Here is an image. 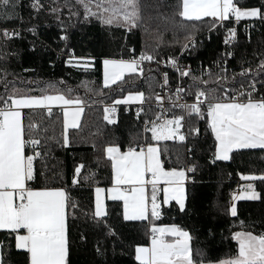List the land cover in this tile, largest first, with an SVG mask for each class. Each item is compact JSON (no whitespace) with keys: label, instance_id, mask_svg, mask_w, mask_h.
<instances>
[{"label":"snow or ice","instance_id":"snow-or-ice-1","mask_svg":"<svg viewBox=\"0 0 264 264\" xmlns=\"http://www.w3.org/2000/svg\"><path fill=\"white\" fill-rule=\"evenodd\" d=\"M76 2L83 8L86 19L95 17L101 24L115 23L128 30L142 24L139 0H95L94 5L93 0ZM0 6L4 9L0 11V19L22 21L23 17L15 11L19 7V0H0ZM30 7L34 12H39L44 4L41 0H31ZM48 11L57 14L56 19L59 20V7H49ZM70 15L77 13L71 12ZM176 15L183 18L175 22L177 30L187 31L189 25L185 21H188L192 22V29L197 27L196 22L208 23L211 32L218 27H225L226 22L233 23V18L235 23L243 18L259 17L264 20V4L261 7L242 8L235 0H177L173 19ZM206 17L210 19L205 21ZM27 30L35 34V27ZM226 32L228 35L225 36L224 43L230 45L236 37L237 29L235 26L227 27ZM18 37L20 31L15 28L0 29V45H7L9 40ZM60 39L66 40L67 36L62 35ZM185 40L181 44V53L195 46L191 32ZM223 55L231 58L233 53L227 51ZM145 61L161 63L152 53L142 50L137 56L133 49H129V59H103L104 86L123 79L126 73L142 75V64ZM166 63L179 73L180 80L190 77L192 81L186 87L177 84L173 94L175 99L172 96L168 98L172 107L181 109V114L163 118L161 113H156L160 118L159 123L155 120L145 122L144 130L151 133L150 139L144 138L142 143L130 141L125 151L116 144L104 147L103 158L110 165V186L94 188V206L90 205L87 210L80 207L66 187L49 186L46 177L43 186H34L38 175H45L43 171L38 173L35 164L47 156L50 142L67 147L74 139L70 130L80 129L83 101L64 94L54 82H48L40 88V94H30L34 89L17 88L14 81L7 79L10 73L0 69V83L4 89L0 92V230H3L7 239V243L5 239H0V264H70V216L74 220L82 219L86 227L103 229L106 235H115L111 225L107 223L105 198L122 202L123 221L148 223L150 244L136 245L134 249V258L138 264H264V234L234 232L232 239L238 244L236 254L213 262L206 260L202 251L193 248V236L189 230L175 223H155L163 215V207L172 202L180 212L186 211V182L192 178L187 173H194L196 166L191 163L181 167L165 166L162 156L167 148L160 147L161 141L184 142L187 139L181 132L186 123L185 116L206 118L207 128L214 138L213 163L216 160H230V154L234 151L264 150V93L258 97L254 95L257 93V84L264 82L252 77L246 86L241 85L240 91L232 90L230 93L224 88L227 75L216 74L215 80L212 79L211 72L202 73L201 76L193 75L190 67L179 65L176 57H169ZM72 66L81 65L77 63ZM91 66L87 62L83 64L85 68ZM217 66L219 67V62ZM257 68L260 73H264V58L257 64ZM226 71V68L221 69V73ZM251 71V68L241 67L240 75L247 76ZM203 75L209 76V79H202ZM168 84V73L165 72L163 86ZM67 91L71 92V89ZM221 92L222 94H218ZM181 93L193 97L192 102L179 103L183 99ZM129 99L143 101L144 94H129L123 101L116 103L127 102ZM164 99L155 94V100L161 107ZM53 106H60L62 111L58 135L55 128L51 129L52 134L49 135L50 125L44 120L37 122L33 118L37 111L46 112V118H50ZM115 111L114 107L105 108L104 119L109 124L114 122L110 113ZM149 123L150 128L147 127ZM190 132L198 134L199 129L190 126ZM188 151L191 152V149ZM83 169V163L74 166L73 186L82 181L95 183V173L91 170L82 172ZM241 175L244 179H259L264 182V174L258 177ZM247 190L249 199L260 198L252 183L247 185ZM238 198L234 194L232 200ZM227 211L236 216V204L231 203ZM80 239L85 240L83 232L80 233ZM95 251L97 255H105L99 241ZM13 252L17 257L14 261L11 259Z\"/></svg>","mask_w":264,"mask_h":264},{"label":"trees","instance_id":"trees-1","mask_svg":"<svg viewBox=\"0 0 264 264\" xmlns=\"http://www.w3.org/2000/svg\"><path fill=\"white\" fill-rule=\"evenodd\" d=\"M176 2L177 0H139L142 24L131 30L115 23L101 24L95 17L86 19L83 8L76 0H41L44 8L39 12L31 9V0H19V7L15 11L23 17L22 21L0 19V29L15 28L20 31V37L9 40L7 45H0V69L10 73L7 79L14 81L19 89H34L30 93L33 95L40 94V88L48 82H54L64 94L80 98L85 105L80 129L70 130L74 139L69 146L64 147L52 141L47 149V156L36 162L38 173L43 171L45 175H38L34 186H43L46 177L49 186L66 187L80 207L87 210L90 205L94 206V188L110 186V165L103 158L104 147L116 144L125 151L130 141L142 143L144 138L150 139L143 123L156 117L157 111L153 103L161 85L159 65L155 61H145L142 64V75H126L116 84L104 87L102 61L105 58L129 59V49H133L137 56L142 50L152 53L159 61L178 57L181 54V44L186 42L185 37L191 32L197 43L191 50L183 53V58L203 66L215 60L223 63L226 60V73H221L222 68L211 73L213 80L216 74L227 75L224 88L230 93L240 84H247L252 77L264 82V73H260L257 68V64L264 58V20H241L238 23L240 36L234 46V55L224 58L223 35L227 27L233 26L234 19L233 23L226 22L225 27H218L211 32L208 23L196 22L197 27L192 29V22L188 21H185L189 25L187 31L177 30L175 22L183 18L176 15L173 19ZM235 2L242 8L261 7L264 4V0ZM49 7L60 8L59 20L56 19L57 14L48 11ZM3 10L0 6V11ZM71 12L77 15H70ZM209 19L204 18L205 21ZM248 26L249 31L246 30ZM33 27L35 34L27 30ZM62 35H66L67 39L61 40ZM71 56L93 58V67L79 68L66 63ZM241 67L251 68L253 71L247 76H241ZM178 77L179 74L171 76L172 89L177 84L186 87L192 83L190 77L183 80ZM204 79H209V76ZM3 90V84L0 83V92ZM137 92L144 94L143 112L136 116L120 106L118 121L108 124L104 119V106ZM261 93H264V83H258L255 95L258 97ZM174 114L181 112H174L171 116ZM46 117V112L37 111L33 118L37 122L44 120L50 125L49 135L52 134V128H55L58 135L62 111L54 108L52 116ZM57 117L61 119L58 120ZM190 126L198 128L199 133H191ZM181 131L187 137L184 142L162 141L160 147L167 148L162 156L165 166L181 167L188 163L196 166L194 173H188L192 178L186 185V211L180 212L175 203L164 206L163 215L155 223H175L189 230L193 236V248L202 251L206 260L215 262L231 258L238 249L237 241L232 239L234 232L264 234V182L261 180L255 179L252 182L259 193V199L239 200L236 204V216L227 211L232 193L244 183L241 174L257 177L264 174V150L234 151L229 161L216 160L213 163L214 138L207 128L206 118L186 116V123ZM189 148L191 152L188 151ZM79 163L85 165L82 172L91 170L95 173L94 184L82 181L76 186L72 185L73 169ZM107 212V223L111 225L115 235H106L103 229L86 227L82 219L74 220L69 217L70 264H138L134 258V249L136 245L149 244L148 223L123 221L121 202L109 201ZM81 232L85 234L83 241L80 239ZM0 239H5L7 243L3 230L0 231ZM97 241L105 251L103 256L97 255L95 251ZM16 258L13 252L11 259L14 261Z\"/></svg>","mask_w":264,"mask_h":264},{"label":"built area","instance_id":"built-area-1","mask_svg":"<svg viewBox=\"0 0 264 264\" xmlns=\"http://www.w3.org/2000/svg\"><path fill=\"white\" fill-rule=\"evenodd\" d=\"M233 26H235L236 29H237L236 37L232 41V43L230 45H226L224 43V39H225V36L228 35V33L226 32V29H225V32H224V35H223V39H222V45H223V48H224V52L223 53H225L227 51H231L233 53L234 52V46H235V44L237 43V41L239 39L240 33H239V30H238V23L234 22ZM233 26H229V27H233ZM249 29H250V26H248L246 28L247 31H249ZM194 41H195V45H196L197 39H194ZM192 48L193 47H190L189 49H187V51L191 50ZM183 53L179 54L178 57H176V56L175 57L177 58L179 65H181L182 67H190L191 73L194 74V75L201 76L202 73L212 72V71L219 70L221 68H226V64L223 63L220 60H215L211 64H208L206 66H203L201 64H199V65L193 64L191 61H188L185 58H183V55H184ZM233 55H234V53H233ZM223 57L225 58L226 56L223 55ZM167 60L168 59L162 60L161 63L158 64L160 69H161L160 70L161 85H160V91H159L158 94L161 95L162 97H164L165 99L162 102V107L160 106V104L156 100L153 103L157 113H161L163 118H171L172 117L171 115L174 112H177V111L181 112V109L176 108V107H172L171 104H170V101L168 99L169 96H172V98L175 99V96L173 94L176 92V88L172 89V86H171V83H170V78H171V76L173 74H179V73H177L175 71V69L171 67V65L166 63ZM217 62H219V67L217 66ZM165 72L168 73V78H169V84L167 86H163V74ZM202 77L204 79V78H206L208 76L207 75H203ZM241 85L242 84H240L236 88V91H240L241 90ZM243 85L246 86L247 84H243ZM257 86H258V84H257ZM181 95L183 96V99L180 100L179 103H184V102H189L190 103V102H192V100H193L192 97H190V96H188V95H186L184 93H181ZM144 105L145 104L143 103V104H140V105H134L133 107H131V106H124V107H125V111L126 112H132L134 115L139 116L143 112ZM106 107L107 108H113L114 107L116 109V111L114 113H110V116H111V118L114 121L113 123H116L118 121V119H119L120 106L116 105L114 102L110 103V104H106L104 106V115H105V108ZM152 120H155L157 123L160 122V118L157 117V116L155 118H153V119H147L146 121H152ZM185 121H186V116H185ZM145 122L143 123L144 128H145ZM150 126H151V124L149 123L147 125V127H150ZM237 191H239V190L237 189L235 192H237ZM235 192H233L232 194H234ZM150 239H151V237H150Z\"/></svg>","mask_w":264,"mask_h":264},{"label":"crops","instance_id":"crops-1","mask_svg":"<svg viewBox=\"0 0 264 264\" xmlns=\"http://www.w3.org/2000/svg\"><path fill=\"white\" fill-rule=\"evenodd\" d=\"M207 18V17H206ZM234 19V18H233ZM257 20V19H260L259 17H256V18H243L242 20ZM82 58V59H81ZM69 61H71L70 62V64L71 65H73V64H80L81 66H79V68H85V67H83V64L85 63V62H87V63H89V64H91L92 66L90 67V68H92L93 67V62H94V60H93V58L92 59H89V58H85V57H76V56H71L70 58H69ZM103 65V64H102ZM90 68H86V69H90ZM126 75H130V74H125L124 75V77L126 76ZM123 77V78H124ZM122 80V79H121ZM121 80H118V81H116L115 83H113V84H111V85H109V86H112V85H114V84H116L117 82H119V81H121ZM104 85V84H103ZM108 86V87H109ZM105 87V86H104ZM130 94H135V93H130ZM129 96V94H127L125 97H128ZM124 97V98H125ZM124 98H122V99H118V100H116V101H123L124 100ZM80 99V98H79ZM116 101L114 102L116 105H118V106H134V105H140V104H143V101H140V100H135V99H129L127 102H120V103H116ZM81 107L83 108V112L81 113V116H80V124H81V120H82V117H83V113H84V110H85V105H84V103L81 105ZM54 108H58V109H60L61 110V107L60 106H53V109ZM151 127V126H150ZM149 127V128H150ZM182 130V129H181ZM182 132V131H181ZM149 134H150V136H151V133L149 132ZM175 141H178V140H175ZM162 142V141H161ZM180 142V141H179ZM122 150V149H121ZM123 151V150H122ZM231 155V154H230ZM229 161V160H228ZM187 175H188V173H187ZM248 176V175H247ZM243 181H244V183H242L241 185H240V189H239V191H237V192H235L234 194L237 196V197H239L238 199H236L235 201H233L232 199H231V203H235V204H237V202L239 201V200H251V199H249L248 198V190H247V185L249 184V183H252L254 180H250V179H244L243 178ZM188 182V181H187ZM187 182H186V185H187ZM253 184V183H252ZM102 188H106V187H102ZM186 192H187V187H186ZM234 194H232V197H233V195ZM94 199H95V192H94ZM109 201H111V200H108V199H106L105 198V204H106V207H107V203L109 202ZM187 201V200H186ZM122 203V202H121ZM172 203H174V202H172ZM167 206H169V205H167ZM166 206V207H167ZM0 231H2V230H0ZM149 244H150V241H149ZM148 244V245H149ZM148 245H146V246H148Z\"/></svg>","mask_w":264,"mask_h":264},{"label":"rangeland","instance_id":"rangeland-1","mask_svg":"<svg viewBox=\"0 0 264 264\" xmlns=\"http://www.w3.org/2000/svg\"><path fill=\"white\" fill-rule=\"evenodd\" d=\"M59 3V2H58ZM95 4V0H93V5ZM61 6H63L62 3H60ZM93 11H95V7L93 6Z\"/></svg>","mask_w":264,"mask_h":264}]
</instances>
